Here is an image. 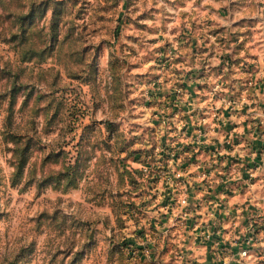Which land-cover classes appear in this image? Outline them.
<instances>
[{"label":"rangeland","instance_id":"1","mask_svg":"<svg viewBox=\"0 0 264 264\" xmlns=\"http://www.w3.org/2000/svg\"><path fill=\"white\" fill-rule=\"evenodd\" d=\"M4 1L0 264H172L195 173L264 140V0Z\"/></svg>","mask_w":264,"mask_h":264},{"label":"built area","instance_id":"2","mask_svg":"<svg viewBox=\"0 0 264 264\" xmlns=\"http://www.w3.org/2000/svg\"><path fill=\"white\" fill-rule=\"evenodd\" d=\"M225 145L226 153L210 157L189 182L191 195L181 200V208L187 209L180 214L182 220H172L173 241L183 248L172 264L264 262V144L243 140L242 145L236 138ZM163 240L165 236L152 238ZM158 249L151 263L166 264ZM150 251L147 247L141 253L150 258Z\"/></svg>","mask_w":264,"mask_h":264},{"label":"trees","instance_id":"3","mask_svg":"<svg viewBox=\"0 0 264 264\" xmlns=\"http://www.w3.org/2000/svg\"><path fill=\"white\" fill-rule=\"evenodd\" d=\"M0 7L2 10L3 18L8 21L5 27V31L7 34L4 38H2L3 40L0 39V42L6 43L7 41L6 39L13 38V34H14L13 30L15 27V23L18 20L19 14H17V12L15 11V7L13 8V6L11 5V2L6 3L3 0V2L1 3L0 0ZM12 68L13 67H11L10 63H7L5 66L0 65V76L4 74L7 77V79L10 80L9 82L10 86L8 85V87H6L3 91H0V99L3 95L11 94L14 90L15 80L13 79L16 77V73L12 71Z\"/></svg>","mask_w":264,"mask_h":264},{"label":"crops","instance_id":"4","mask_svg":"<svg viewBox=\"0 0 264 264\" xmlns=\"http://www.w3.org/2000/svg\"><path fill=\"white\" fill-rule=\"evenodd\" d=\"M234 123H236V122H234ZM243 124V123H242ZM241 127H242V125H241ZM238 129V128H237ZM238 130H240V129H238ZM250 132L252 133V131L250 130ZM255 135V134H254ZM247 137H250L248 134H246L245 133V137H242V136H238V138L237 139H240L241 140V142H242V145H243V140L244 141H248L247 139ZM234 140H236V138H234ZM250 141H254V144L255 145H258V146H260V145H262V144H264V140H261V139H258L257 137H256V135H255V137L253 138V139H251ZM234 142V141H233ZM245 149V148H244ZM246 150V149H245ZM245 150H240V153H241V155H246V151ZM199 172H197V173H195V174H198ZM198 253L199 254H203L202 253V251H198Z\"/></svg>","mask_w":264,"mask_h":264}]
</instances>
